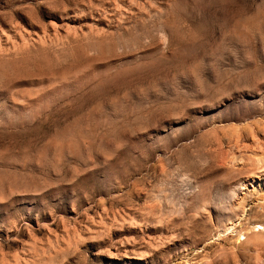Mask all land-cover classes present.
I'll use <instances>...</instances> for the list:
<instances>
[{"label": "rangeland", "instance_id": "1", "mask_svg": "<svg viewBox=\"0 0 264 264\" xmlns=\"http://www.w3.org/2000/svg\"><path fill=\"white\" fill-rule=\"evenodd\" d=\"M0 264H264V0H0Z\"/></svg>", "mask_w": 264, "mask_h": 264}]
</instances>
